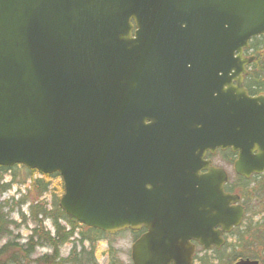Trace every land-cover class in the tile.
I'll use <instances>...</instances> for the list:
<instances>
[{"label": "water", "instance_id": "obj_1", "mask_svg": "<svg viewBox=\"0 0 264 264\" xmlns=\"http://www.w3.org/2000/svg\"><path fill=\"white\" fill-rule=\"evenodd\" d=\"M263 33L264 0H0V166L59 173L88 227H145L133 264H193L192 240L220 246L244 216L205 153L264 172V95L243 85ZM143 61L163 66L139 79Z\"/></svg>", "mask_w": 264, "mask_h": 264}, {"label": "rangeland", "instance_id": "obj_2", "mask_svg": "<svg viewBox=\"0 0 264 264\" xmlns=\"http://www.w3.org/2000/svg\"><path fill=\"white\" fill-rule=\"evenodd\" d=\"M213 160L216 164L227 169L233 178L235 175L233 166L232 163L227 161L226 157L220 154ZM0 177H3L2 182L4 183H13L10 190L0 194V211L7 213L9 218L18 225L17 227L13 226L12 234L19 236V242L24 243L30 237L32 229L35 228V222L31 219V213L34 212L32 205L42 200V203L48 209L52 208L55 195L61 197L63 193L61 178L59 176L52 178L44 176L49 185L47 192L44 194L42 192L40 195V190L38 191V188L35 189L33 186L38 178H43V175L38 172L30 174L24 166L16 165L5 171H0ZM22 201H24L23 204ZM249 209V219H245L241 227L235 229L232 234L228 235L227 241L231 243V247L220 251L222 260L220 262L217 261L215 264H233L235 262L234 260L240 256L236 254L238 251H245L247 255L254 258L259 257L264 263V243H258L255 240L264 239V221H262L264 213H260L262 210L258 211L252 207ZM246 222H248V225L245 229ZM44 226L45 229L51 232L54 230L52 222L49 219L44 221ZM135 239L136 233L130 230L111 234L108 238L102 239L96 244L95 257L97 264H133L131 250ZM5 241L0 242V245ZM72 245L73 243L68 242L61 247L63 257L68 255ZM50 252L51 249L48 247H37L32 257H38ZM111 253L115 256L116 260L114 262H112L113 258ZM201 255L203 256L201 253L198 254V256ZM205 259L206 261L210 260V262L214 261L209 256ZM194 264H199V260L195 259Z\"/></svg>", "mask_w": 264, "mask_h": 264}, {"label": "trees", "instance_id": "obj_3", "mask_svg": "<svg viewBox=\"0 0 264 264\" xmlns=\"http://www.w3.org/2000/svg\"><path fill=\"white\" fill-rule=\"evenodd\" d=\"M250 47L256 59L252 64L248 80L255 86V91H258V93L264 92V34L252 39ZM7 169L10 168L0 166V171ZM28 171L30 174L37 173L36 170ZM44 176L52 178L59 176V174L43 175V178H38L33 186L35 189L38 188V191L40 190V195L42 192L43 194L47 192L49 185ZM2 178L0 177V194L10 190L13 184L12 182H2ZM61 186L63 188L62 181ZM58 197V195H55L52 208L50 209L42 203V200L32 205L34 212L31 213V219L35 222V228L32 229L30 237L24 243L19 242V236L12 234L13 226L17 227L18 225L9 218L7 213L0 211V242L6 240L0 245V264H97L95 257L96 244L102 239L108 238L111 234L96 228L87 227L68 216L59 206L58 200L60 197ZM47 219L52 222L54 227L52 232L45 229L44 221ZM262 221H264V218H262ZM247 225L248 222L245 224V229ZM257 227L262 228L260 226ZM255 240L258 243H264V239ZM68 242L73 243V245L68 255L63 257L61 247ZM37 247H48L51 249V252L38 257H32ZM111 254L113 258L112 262H114L116 260L115 256L113 253ZM236 254L247 255L245 251H238ZM210 258H213L214 261L210 262V260L201 259L200 264H215L217 261L220 262L222 260L221 252L216 254V257L210 256Z\"/></svg>", "mask_w": 264, "mask_h": 264}, {"label": "flooded vegetation", "instance_id": "obj_4", "mask_svg": "<svg viewBox=\"0 0 264 264\" xmlns=\"http://www.w3.org/2000/svg\"><path fill=\"white\" fill-rule=\"evenodd\" d=\"M138 4H153L156 3L157 0H136ZM135 20L132 19V22H134ZM142 32L137 30L136 25H134L133 30L131 31V35L132 37L136 40L138 38V34H140ZM151 35V33H148ZM154 36V34L152 35ZM140 49L142 50H151L152 48H154V41H150V40H137L135 42ZM246 56H251L253 55L252 51H251V47L249 46V48L245 51L244 53ZM255 56V55H254ZM254 62H251L250 64H248L246 66V74H244V80H243V85L244 87L247 89L249 95L251 96H258V95H264V92H259L255 91V86L252 85L251 82H249L248 77L251 74V67L252 64ZM175 65V64H172ZM134 67L137 68H142L141 72H137L136 75L137 77L143 78L145 75L151 74L148 70L149 69H153L155 67H161L163 66V64L160 63H153V62H136L133 63ZM235 84V83H234ZM223 155L224 157L227 158V161H229L230 163H232L233 166V171L235 173V175L230 176L229 172L227 169H225L224 167L216 164L214 162V158L218 155ZM237 159V153L235 151H233L231 148H227V149H221L218 148L216 149L214 152H212L211 150H208L205 153L204 156V160L205 161H210V163H208L209 167H215V168H220L222 170L225 171L227 179L223 185V191L224 194L227 195H235L237 196V199L235 200V202H230L229 205H239L242 206V208L244 209V216H243V222L245 219H249L248 214L250 213V209L249 208H254L258 211L262 210L260 213H264V172L263 173H252L251 176L246 177L244 175H240L238 173H236L235 171V161ZM207 169H202L201 173H207ZM263 218H264V214H263ZM242 224L239 226L241 227L243 225ZM234 227L233 230H231L230 232H225L221 235V238L223 239V243L220 246H217L215 244H212L211 248L209 249H205L202 245H200L197 241L192 240V242L195 245V250H194V254H193V259L195 261V259L199 260V264L201 263L200 261H202L201 259H205L206 257H210V256H214L216 257V254H218L220 251H222L223 249H229L231 247V243H229L227 241V237L228 235L232 234L234 232L235 229L239 228ZM222 226L218 225L215 230H221ZM146 232L145 228H142L140 230L135 231L136 233V239H138L143 233ZM229 247V248H228ZM201 253L203 254V256H198V254ZM246 257H251L250 255H240L238 257V259L241 258H246ZM253 259H258L260 261L261 264H264L263 261L261 260V258L257 257Z\"/></svg>", "mask_w": 264, "mask_h": 264}]
</instances>
